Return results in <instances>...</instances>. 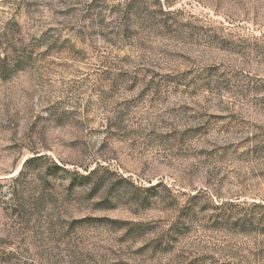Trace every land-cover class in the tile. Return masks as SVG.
<instances>
[{
	"label": "rangeland",
	"instance_id": "374dc122",
	"mask_svg": "<svg viewBox=\"0 0 264 264\" xmlns=\"http://www.w3.org/2000/svg\"><path fill=\"white\" fill-rule=\"evenodd\" d=\"M0 264H264V0H0Z\"/></svg>",
	"mask_w": 264,
	"mask_h": 264
},
{
	"label": "trees",
	"instance_id": "16d2710c",
	"mask_svg": "<svg viewBox=\"0 0 264 264\" xmlns=\"http://www.w3.org/2000/svg\"><path fill=\"white\" fill-rule=\"evenodd\" d=\"M27 164L25 163L23 167H25ZM23 173V169L21 170L20 174Z\"/></svg>",
	"mask_w": 264,
	"mask_h": 264
}]
</instances>
